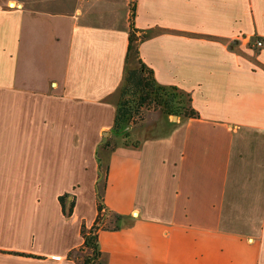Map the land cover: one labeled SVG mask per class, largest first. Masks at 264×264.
Masks as SVG:
<instances>
[{"label":"crops","instance_id":"0c3cea01","mask_svg":"<svg viewBox=\"0 0 264 264\" xmlns=\"http://www.w3.org/2000/svg\"><path fill=\"white\" fill-rule=\"evenodd\" d=\"M135 3L141 59L199 114L148 111L137 146L113 129ZM257 39L264 0H0V264H77L100 200L95 264H264Z\"/></svg>","mask_w":264,"mask_h":264},{"label":"trees","instance_id":"16d2710c","mask_svg":"<svg viewBox=\"0 0 264 264\" xmlns=\"http://www.w3.org/2000/svg\"><path fill=\"white\" fill-rule=\"evenodd\" d=\"M131 27L129 36L128 53L124 81L119 92V101L116 108L114 131L121 134L127 145L134 146L131 131L127 128L138 127L142 124L145 114L150 110L160 111L165 117L177 116L182 119L198 118L199 114L194 109L190 94L176 86L161 85L152 68L146 65L140 56V45L148 35L135 26L136 3L131 8ZM110 148V144L107 145ZM69 196L59 198L63 213L67 217L73 215L75 202L68 200ZM106 208L102 200L98 203V217L94 225L87 229L82 225L81 234L84 239L83 248L91 252L85 257L83 264H95L101 256L99 248L100 231L116 230L102 224Z\"/></svg>","mask_w":264,"mask_h":264},{"label":"rangeland","instance_id":"374dc122","mask_svg":"<svg viewBox=\"0 0 264 264\" xmlns=\"http://www.w3.org/2000/svg\"><path fill=\"white\" fill-rule=\"evenodd\" d=\"M107 213H108L107 211L104 212V216L101 221L103 225L111 226L112 224L107 221V219L109 218L107 217ZM82 248L83 246L80 248V251L85 252V253L82 255L81 254L78 255V253H76L77 256L75 257V259H76L77 264H83L85 257L91 253L89 251V253L87 254V251H86L87 249L81 250ZM232 250H235L237 251V253H240V254L239 256L236 255L235 263H233L230 258V262H231L230 264H256L255 250L250 249L248 247L243 248L242 245L237 246V247H232L229 249V251H232ZM212 262L213 264H215L214 260Z\"/></svg>","mask_w":264,"mask_h":264},{"label":"built area","instance_id":"2783aa9c","mask_svg":"<svg viewBox=\"0 0 264 264\" xmlns=\"http://www.w3.org/2000/svg\"><path fill=\"white\" fill-rule=\"evenodd\" d=\"M255 48L257 49H263L264 48V40L257 39L254 44Z\"/></svg>","mask_w":264,"mask_h":264},{"label":"water","instance_id":"95a60500","mask_svg":"<svg viewBox=\"0 0 264 264\" xmlns=\"http://www.w3.org/2000/svg\"><path fill=\"white\" fill-rule=\"evenodd\" d=\"M174 120H176L178 117L177 116H172ZM129 129V128H128Z\"/></svg>","mask_w":264,"mask_h":264}]
</instances>
